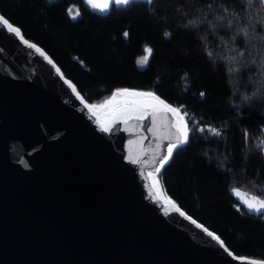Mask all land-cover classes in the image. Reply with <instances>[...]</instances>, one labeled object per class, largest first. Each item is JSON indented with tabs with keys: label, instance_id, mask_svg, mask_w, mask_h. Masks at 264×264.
Returning a JSON list of instances; mask_svg holds the SVG:
<instances>
[{
	"label": "water",
	"instance_id": "obj_1",
	"mask_svg": "<svg viewBox=\"0 0 264 264\" xmlns=\"http://www.w3.org/2000/svg\"><path fill=\"white\" fill-rule=\"evenodd\" d=\"M0 17V264H264L207 237L163 190L173 113L114 120V105L88 103ZM124 89L153 93L186 122L155 92Z\"/></svg>",
	"mask_w": 264,
	"mask_h": 264
},
{
	"label": "trees",
	"instance_id": "obj_2",
	"mask_svg": "<svg viewBox=\"0 0 264 264\" xmlns=\"http://www.w3.org/2000/svg\"><path fill=\"white\" fill-rule=\"evenodd\" d=\"M0 14L88 103L130 88L179 108L189 139L161 170L163 190L234 254L264 260V211L232 192L264 200V0H132L106 13L82 0H0Z\"/></svg>",
	"mask_w": 264,
	"mask_h": 264
},
{
	"label": "snow or ice",
	"instance_id": "obj_3",
	"mask_svg": "<svg viewBox=\"0 0 264 264\" xmlns=\"http://www.w3.org/2000/svg\"><path fill=\"white\" fill-rule=\"evenodd\" d=\"M88 5L92 7L93 9H98L100 11H104L109 7L110 3H115L116 5H125L128 6L131 4L132 0H104L103 4L97 3V0H86ZM69 14L72 15L71 10H69ZM78 15V12L76 13ZM2 18V17H0ZM75 18V15H73V19ZM4 24L7 25V29L11 33H15L18 37L21 35V31L18 27H13L11 23L7 19L3 20ZM127 33H125V37H127ZM39 51V49H37ZM145 55L142 58H139L137 60V64L139 66H146L149 57L151 55L152 50L150 48H145ZM75 91V89H73ZM203 93H201V96L203 97ZM117 97H123L122 102L115 103L117 100ZM109 105H114L112 108V118L114 120H121V119H130L133 118V116L138 120H144L147 118V114L149 110L152 111H165L173 113L175 116V123L172 125V127L175 129V132L177 135L176 142H170L164 145V155L161 157L159 164L160 168L157 169V172L164 168V166L169 162L170 158L173 156L174 150H177L184 146L189 139V126L184 121L181 120V114L177 111L176 108L170 107L167 105L163 100H161L158 96L153 95L151 92H143V91H129L127 89L124 90H117L111 100L106 101L104 105H101V107H108ZM107 130V129H105ZM218 134V133H216ZM171 203V201H169ZM259 207L252 203L247 204L248 209L256 208V210L259 212L260 209H264V201L258 202ZM179 212V209H177ZM181 216L184 215V213H180ZM195 223V221H193ZM197 227H200V225H197ZM204 233H206L207 237L211 238L212 240H219L220 238L218 236H214V234L208 229L203 228Z\"/></svg>",
	"mask_w": 264,
	"mask_h": 264
},
{
	"label": "rangeland",
	"instance_id": "obj_4",
	"mask_svg": "<svg viewBox=\"0 0 264 264\" xmlns=\"http://www.w3.org/2000/svg\"><path fill=\"white\" fill-rule=\"evenodd\" d=\"M97 3L103 4V3H104V0H97ZM71 12H72V15H75L76 12H78V11H77V9H76L75 11H71ZM145 48H149V46H146ZM144 50H145V49H144ZM144 55H145V51H144V53H142L141 55H139V56L137 57V60H138L139 58H142ZM137 65H138V64H137ZM138 66H139V65H138ZM107 99H108V98H107ZM107 99H106V100H107ZM106 100H105V101H106ZM105 101H101V102H99V103H97V104H91V105L94 106V107H100L101 105H103V103H104ZM232 192H233V194L235 195V197L240 201V203H241V204H242L247 210H249V211L258 212V211L256 210V208L248 209V208H247V204H248V203H252V204L256 205L257 207H259L258 202H259V201H264L262 198H260V197H258V196H256V195H254V194L248 193V192H246V191H244V190H242V189H240V188H238V187L233 188ZM259 211H264V209H260Z\"/></svg>",
	"mask_w": 264,
	"mask_h": 264
},
{
	"label": "built area",
	"instance_id": "obj_5",
	"mask_svg": "<svg viewBox=\"0 0 264 264\" xmlns=\"http://www.w3.org/2000/svg\"><path fill=\"white\" fill-rule=\"evenodd\" d=\"M215 132V131H214Z\"/></svg>",
	"mask_w": 264,
	"mask_h": 264
}]
</instances>
